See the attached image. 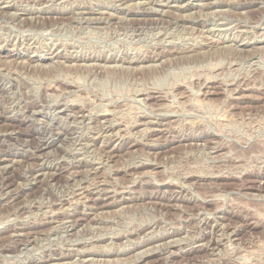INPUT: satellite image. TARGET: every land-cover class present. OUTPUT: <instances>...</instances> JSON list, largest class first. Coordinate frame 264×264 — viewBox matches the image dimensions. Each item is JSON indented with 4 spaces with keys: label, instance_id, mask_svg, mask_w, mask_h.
I'll return each instance as SVG.
<instances>
[{
    "label": "rangeland",
    "instance_id": "1",
    "mask_svg": "<svg viewBox=\"0 0 264 264\" xmlns=\"http://www.w3.org/2000/svg\"><path fill=\"white\" fill-rule=\"evenodd\" d=\"M0 128V264H264V0H0Z\"/></svg>",
    "mask_w": 264,
    "mask_h": 264
},
{
    "label": "bare ground",
    "instance_id": "2",
    "mask_svg": "<svg viewBox=\"0 0 264 264\" xmlns=\"http://www.w3.org/2000/svg\"><path fill=\"white\" fill-rule=\"evenodd\" d=\"M70 1V0H69ZM217 1V0H216ZM210 2V1H209ZM227 3V2H226ZM152 4V3H151ZM248 4V3H247ZM4 5V4H3ZM159 5V4H158ZM163 5V4H162ZM7 6V5H6ZM27 8V7H26ZM175 8V7H174ZM35 9V8H34ZM51 10V9H50ZM21 11V10H20ZM17 12V11H16ZM182 12V11H181ZM186 12V11H185ZM149 13V12H148ZM184 13V12H183ZM91 14V13H90ZM4 15V14H3ZM21 18V17H20ZM102 21V20H101ZM41 22V21H40ZM231 24V23H230ZM259 24V23H258ZM225 25V24H224ZM259 26V25H258ZM260 33V32H259ZM209 36V35H208ZM237 36V35H236ZM227 37V36H226ZM234 37V36H233ZM248 37V36H247ZM210 39V38H209ZM27 40V39H26ZM237 40V39H236ZM228 42V41H227ZM210 44V43H209ZM216 44V43H215ZM233 44V43H232ZM227 45V44H226ZM217 46V45H216ZM221 46V45H220ZM232 46V45H231ZM236 46V45H235ZM219 47V46H218ZM225 47V46H224ZM41 48V47H40ZM226 48V47H225ZM228 48V47H227ZM256 48V47H255ZM258 48V47H257ZM223 49V48H222ZM257 51V50H256ZM53 54V53H52ZM25 55V54H24ZM99 55V54H98ZM156 55V54H155ZM175 55V54H174ZM10 56V55H9ZM51 57V56H50ZM85 57V56H84ZM39 58V57H38ZM41 59V58H40ZM56 59V58H55ZM85 59V58H84ZM130 59V58H129ZM15 60V59H14ZM51 60V59H50ZM58 60H60V59H58ZM138 60V59H137ZM156 60V59H155ZM22 62V61H21ZM23 62H24V59H23ZM28 62V61H27ZM34 62H36V61H34ZM37 62H39V61H37ZM61 62V61H60ZM74 62V61H73ZM124 62V61H123ZM64 63V62H63ZM78 63V62H77ZM91 63V62H90ZM89 63V64H90ZM57 64V63H56ZM66 64V63H65ZM51 65V64H50ZM70 65V64H69ZM86 65V64H85ZM84 65V66H85ZM57 67V66H56ZM88 67V66H87ZM91 67V66H90ZM14 72H16V71H14ZM13 72V73H14ZM68 73V72H67ZM48 75V74H47ZM68 82V81H67ZM49 84V83H48ZM50 85V84H49ZM54 85V84H53ZM236 89V88H235ZM150 95V94H149ZM211 95V94H210ZM146 98V97H145ZM70 103V102H69ZM60 107V106H59ZM60 110V109H59ZM33 111V110H32ZM31 111V112H32ZM58 111V110H57ZM106 112V111H105ZM34 113H35V111H34ZM80 114V113H79ZM66 115V114H65ZM76 115V114H75ZM57 116V115H56ZM167 119V118H166ZM81 120V119H80ZM90 120V119H89ZM156 124V123H155ZM109 128V127H108ZM119 128V127H118ZM140 128V127H139ZM1 129V128H0ZM111 129V128H110ZM139 130V129H138ZM9 132V131H8ZM7 132V133H8ZM121 132V131H120ZM142 132V131H141ZM6 133V132H5ZM105 133V132H104ZM12 134H13V132H12ZM109 134V133H108ZM9 135V134H8ZM143 135V134H142ZM123 136V135H122ZM151 136V135H150ZM101 138V137H100ZM46 139V138H45ZM141 143V142H140ZM157 143V142H156ZM22 153V152H21ZM111 156V155H110ZM107 158V157H106ZM10 159V158H9ZM19 159V158H18ZM8 160V159H7ZM43 160V159H42ZM17 161V160H16ZM1 162V161H0ZM89 162V161H88ZM19 163V162H18ZM55 163V162H54ZM104 163V162H103ZM4 164V163H3ZM7 164V163H6ZM143 164V163H142ZM152 164V163H151ZM137 165V164H136ZM3 166V165H2ZM1 166V167H2ZM74 166V165H73ZM5 167V166H4ZM51 167V166H50ZM6 168V167H5ZM41 168V167H40ZM95 168V167H94ZM93 168V169H94ZM2 169V168H1ZM89 169V168H88ZM40 171H42V170H40ZM35 172V171H34ZM43 172V171H42ZM92 172H94V171H92ZM101 172V171H100ZM43 173H45V172H43ZM42 173V174H43ZM35 175H36V172H35ZM39 175H37L36 176V179H37V177H38ZM44 177V176H43ZM35 179V178H34ZM97 182V181H96ZM22 183V182H21ZM170 184V183H169ZM22 185V184H21ZM80 188V187H79ZM86 188V187H85ZM100 188V187H99ZM91 191V190H90ZM113 191V190H112ZM82 196V195H81ZM106 198V197H105ZM72 200H74V199H72ZM81 200V199H80ZM121 200V199H120ZM70 201V200H69ZM68 202V201H67ZM5 203V202H4ZM114 204V203H113ZM65 206V205H64ZM71 206V205H70ZM105 207V206H104ZM64 208V207H63ZM49 211V210H48ZM95 213V212H94ZM87 218V217H86ZM85 218V219H86ZM221 227V226H220ZM223 227V226H222ZM232 228V227H231ZM28 233V232H27ZM16 236V235H15ZM32 238V237H31ZM149 240V239H148ZM217 240V239H216ZM226 240V239H225ZM173 241V240H172ZM28 243V242H27ZM172 243V242H171ZM169 244V243H168ZM141 245V244H140ZM171 245V244H170ZM147 247V246H146ZM140 250V249H139ZM97 251V250H96ZM147 251V250H146ZM150 251V250H149ZM88 253V252H87ZM121 256V255H120ZM144 256V255H143ZM115 257V256H114ZM119 257V256H118ZM124 258V257H123ZM126 259V258H125ZM115 260H117V259H115ZM125 262H126V260H125ZM63 263V262H62ZM47 264V263H46ZM50 264V263H49ZM54 264V263H53Z\"/></svg>",
    "mask_w": 264,
    "mask_h": 264
}]
</instances>
